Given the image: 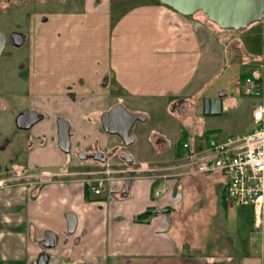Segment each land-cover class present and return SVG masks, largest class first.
Instances as JSON below:
<instances>
[{
    "label": "crops",
    "instance_id": "0c3cea01",
    "mask_svg": "<svg viewBox=\"0 0 264 264\" xmlns=\"http://www.w3.org/2000/svg\"><path fill=\"white\" fill-rule=\"evenodd\" d=\"M91 2L85 0L82 10H59L41 20L37 15L31 18L38 20L32 22L29 30L32 48L41 49L36 52L48 57L43 65L38 61L39 65L30 74V103L46 114L35 129L37 134L47 136V144L57 156L60 174L49 179L38 173V186L31 181L0 186V264H35L44 250L42 242L49 234L55 240L47 251L48 264L89 261L93 264H264V257L252 259L244 257L245 253L240 259L228 254L217 260L208 255L179 252L169 234L171 218L189 207L175 208L170 189L158 200H152L155 181L147 172L136 173L126 195L121 188L123 179L117 183L108 177L104 182L108 198L101 195L103 188L99 193H91L83 180L61 174L66 157L48 140L53 132L49 126L56 115L63 114L72 123L74 146L83 147L99 138L104 147L110 138L93 121L100 111L117 102L127 103L128 108L137 103L144 106L164 103L172 113L174 105L188 107L212 74L226 67L225 49H243L234 30L220 29L204 18L203 13L184 16L159 0H148L117 12L114 23L108 27L111 5L107 0H95L96 5L90 7ZM50 22L53 23L51 36L45 39L43 25ZM85 38L91 40L92 48L82 51L79 47ZM83 52L84 60H80L76 54ZM51 55H56V59ZM87 55L92 57L86 58ZM78 76L83 77L87 88H74L76 92L89 93L88 104L75 101L69 108L61 78L68 81ZM105 76L106 83L102 85ZM109 81L112 89L107 87ZM223 102L235 104L237 99L226 93ZM253 102L251 98L248 128L252 126ZM143 107L132 109L144 111ZM86 113L90 114L91 122L85 123ZM155 133L161 138L155 149H167V138ZM210 174L221 176L216 172ZM192 175L185 174L184 182L196 183L201 191L203 174ZM148 208L157 211L138 220V214ZM68 213L76 221L72 232L67 231ZM185 235L176 233L182 241L188 240ZM233 242L234 238L229 236L228 244Z\"/></svg>",
    "mask_w": 264,
    "mask_h": 264
},
{
    "label": "rangeland",
    "instance_id": "374dc122",
    "mask_svg": "<svg viewBox=\"0 0 264 264\" xmlns=\"http://www.w3.org/2000/svg\"><path fill=\"white\" fill-rule=\"evenodd\" d=\"M146 1L148 0H107L111 5L110 14L108 13V20L110 19L108 27L114 23L116 19L114 16L117 12H123ZM16 2L19 3L14 4ZM13 4H0V30L7 31L10 27H18L26 33V39L19 46L9 44L6 47L7 53L0 59V186L29 181L38 186L37 182L40 179L36 174L47 171L59 173L60 165H58L56 154L48 146L47 140L41 141L40 137L44 134H37L36 125L28 130L15 126L17 107L26 106L28 101L26 81L20 77L16 67L20 62H27L29 50L32 48L29 30L32 22L38 21L37 19L31 21L33 16L37 15L41 20L44 16L49 17L59 10H82L85 0H13ZM95 5V0H92L90 7ZM198 14L202 12L198 11ZM204 18L207 17L204 15ZM52 29L53 23L51 22L43 25L42 34L45 39L51 36ZM234 33L235 37L242 42L243 49H225L224 66L226 67L212 74L206 81L203 91L198 93L191 105L188 107L184 104L174 105L173 113L167 110L164 103L160 105L148 103L145 106L144 103H137L136 106H129L131 108L144 106L142 110L147 113L148 119L144 122L137 121L134 124L135 141L126 150L134 156L135 165L139 166L138 170L143 166L157 167L155 171L157 180L152 189V200L156 201L159 198L153 194L155 189L161 188L160 195L167 191L162 188L168 182L166 179L171 178V181H175L174 183L168 182L173 183L169 193L174 199L173 205L178 209L189 207V210H182L184 213L181 215L172 214L171 218L169 234L179 252L196 256L208 255L217 260L223 259L228 254L236 255L240 259V255L245 253L244 257L259 260L264 257V215L262 225L255 226L253 209L250 205L229 204L225 199L224 177L212 176L208 172H198L195 166L171 170L162 168L174 162L177 153L182 151L183 142L188 143L189 149L195 144L203 145L207 130L218 129V131H212L216 137L249 130L248 114L251 98L239 92L235 79L242 71L249 74L260 71L264 75V59H262L264 19L246 28L234 30ZM88 35L92 39V35ZM79 48H82V51L85 48H92L91 40L83 39ZM14 52L17 57H13L12 61L6 63L7 56L11 57ZM76 55H79L77 58L80 60H84L85 52ZM90 55L86 58L92 57ZM71 56L74 58L73 55ZM111 86L112 83L109 81L107 87L112 89ZM220 90L226 91L229 97H235L237 103L223 102L221 112L217 115L206 113L205 98L215 96ZM127 105L124 102V106L128 108ZM152 132H159L167 138V149H153L150 139ZM112 142L119 143V140L117 137H110V143ZM64 156L66 159L63 163L69 165L71 156L69 154H64ZM117 159L118 157L112 156L108 161ZM32 165L35 167L32 168ZM23 168L27 174L25 176L24 172L22 174L20 172ZM93 168L95 167L91 169ZM185 174H193L192 176L203 174L202 190L199 191L196 188L195 182L197 181L194 182L195 184L184 182ZM69 177L81 178L77 175ZM89 191L92 190L89 189ZM107 194L108 187L103 185L101 195L108 198ZM177 232L186 234L185 237H188V240L182 241L177 238ZM229 236L231 239L234 238L233 244H228Z\"/></svg>",
    "mask_w": 264,
    "mask_h": 264
},
{
    "label": "built area",
    "instance_id": "2783aa9c",
    "mask_svg": "<svg viewBox=\"0 0 264 264\" xmlns=\"http://www.w3.org/2000/svg\"><path fill=\"white\" fill-rule=\"evenodd\" d=\"M236 83L243 94L255 98L252 130L221 137L211 133L199 148L189 149L184 142L180 159L167 168L195 166L198 172L220 173L225 178L227 202L250 205L254 223L260 226L264 215V78L258 74L245 75ZM107 180L91 177L86 182L94 193H99Z\"/></svg>",
    "mask_w": 264,
    "mask_h": 264
},
{
    "label": "flooded vegetation",
    "instance_id": "af4514ba",
    "mask_svg": "<svg viewBox=\"0 0 264 264\" xmlns=\"http://www.w3.org/2000/svg\"><path fill=\"white\" fill-rule=\"evenodd\" d=\"M1 3H5V4H8V3H11L13 4V0H0ZM25 2V1H24ZM0 3V4H1ZM19 2H16L14 4H18ZM13 4V5H14ZM32 21V20H31ZM1 32H3L6 36V42H5V45L2 49H0V59L4 56L6 52V47L9 45V44H12V45H15V46H19V45H16L14 44L13 42V37L11 36V33L12 32H21V33H24L25 34V39H26V33L21 29H19L18 27H10L7 31H2L0 30ZM24 39V41H25ZM37 48H30L29 50V55L27 57V62H20L18 65H17V71H18V74L20 75L21 78H24L25 81H26V92H28V95L26 96L28 101L26 103V106L24 107H20L16 109L17 111V114H16V117L19 113L23 112V111H26V110H32V111H36V118L37 121L34 122L29 128H23V130H28L30 128H32L33 126L39 124L41 121L44 120L46 114L37 109L36 107H33L30 103L31 101V94L29 93V87H30V83H31V76L30 74L32 73V70H34L39 64H38V61L41 63V65H43V61L44 60H47V57L48 55L45 54V53H37L36 51L37 50H41V49H37ZM52 58L56 59V55L53 56L51 55ZM16 58L17 57V54L16 52H14L11 57H8L7 56V59L8 60H5L6 63H9V61H12V59ZM53 59V60H54ZM2 71V70H1ZM62 81H63V96L64 98H66L68 100V106L70 108V106H72L74 104L75 101H78V102H81L82 105L86 106L88 104V97L89 96L86 91H82V92H76L75 90V86H78L80 89L84 90L86 89V84H85V81L83 79L82 76H78L77 78L75 79H71V80H68V81H65L64 80V77L61 78ZM106 79H107V76H105L101 83L102 85H104L106 83ZM58 80H60V78H58ZM3 82V80H1ZM119 103V102H117ZM115 104V103H114ZM112 104V105H114ZM122 104V103H121ZM111 105V106H112ZM123 105V104H122ZM111 106H109L107 109H104L102 111L99 112L98 116L93 120L94 122L98 123L99 126H100V130L105 134V136H109L110 137H117V139L119 140V143H116V142H112V143H108L106 146L102 147L100 145V141H99V138H96L94 139L92 142L86 144L85 146L83 147H80V146H74L72 144V141H71V136H72V123L70 122V120L63 114H58L54 117L53 121L51 122L50 124V128L51 130L53 131L49 136H48V140L54 142V144L56 145V147L59 148V150L64 153V154H69L71 156V161L68 164H63V166H61V168L63 167V170H62V173L61 174H64L63 176H74V175H77V176H80L81 178L79 179H83L84 182H86V180L88 178H96V177H105V178H108V177H112L113 180H117V183H118V180H121V178L123 179V182H122V185L123 187V190L124 191V186H125V183H126V180L128 178H131L133 179L136 175V173L138 172H144V173H149L151 174L153 171H154V168H149V166H145L144 169L140 168V170H138V167L139 166H136L135 165V159H134V156L132 154H130L126 149L128 148V146H130V144H132L134 141H135V135L133 133V127H134V124L137 122V121H146L147 119L145 120H139V119H136L134 121V123L132 124L130 130H129V134L133 135L134 136V141L129 143V144H126L125 141L118 135H113V134H108L106 132H104V130L102 129L101 127V121H100V116L103 112L107 111ZM124 106V105H123ZM125 107V106H124ZM127 111H129L130 113H141V114H145L146 116L147 113L144 112V111H140V110H135V109H132V108H127L125 107ZM16 117H15V126L17 127V124H16ZM33 118V117H32ZM61 118H64L67 122H68V126H69V141H70V144L68 146V149L66 152H64L58 145V131L62 130L64 128V126L66 124H63V121ZM31 119V117H29V120ZM83 119L86 122H91V118H90V114L89 113H86L83 115ZM124 124V122H123ZM19 128V127H17ZM19 129H22V128H19ZM45 135V133H44ZM46 135L45 136H42L40 137L41 141L43 142L44 140H46ZM85 137V136H84ZM150 139H151V143L153 145V149H155V146L157 144L158 141L161 140L160 137H156V133L155 132H152L150 134ZM103 153L106 154V156L104 157L105 159L103 160ZM121 153H126V154H129L131 155L132 157V161L130 162H126L125 159H123L121 156ZM112 156H116L118 157V159L116 161H108V159H110V157ZM32 168L35 167L34 165L31 166ZM92 167H95L93 168V170L91 169ZM30 168V169H32ZM20 172L21 174L24 172V176L27 175L25 174V169H20ZM42 173L43 177H47L49 179H56V177L59 176L60 173H53V172H40ZM39 173V174H40ZM37 175V174H36ZM95 175V176H94ZM61 176V175H60ZM119 185V184H118ZM52 237H54L53 235L49 234L44 240H43V249L39 254H38V257H37V260L35 262V264H39L44 258H43V253H47V251L49 250L50 247L48 248H45V243L48 242L49 239H51ZM48 254V253H47ZM49 259V258H48ZM45 264H48V260L46 261Z\"/></svg>",
    "mask_w": 264,
    "mask_h": 264
},
{
    "label": "water",
    "instance_id": "95a60500",
    "mask_svg": "<svg viewBox=\"0 0 264 264\" xmlns=\"http://www.w3.org/2000/svg\"><path fill=\"white\" fill-rule=\"evenodd\" d=\"M165 6L175 10L184 16H192L201 11L211 22L215 23L220 29L240 30L250 24L264 19V0H159ZM13 42L21 45L24 42L25 34L21 32H12ZM6 42V36L0 31V49ZM226 95L224 90L217 92L215 96L207 97L204 100L205 112L212 115L220 114L222 109V99ZM36 111L26 110L19 113L16 117V124L19 128H29L37 121ZM29 117L31 119L29 120ZM33 117V118H32ZM147 116L141 113H130L121 103H115L100 116L101 127L108 134L120 136L126 144L134 141V136L129 134V130L136 119L145 120ZM64 128L58 131V145L66 152L70 144L68 122L61 118ZM124 122V124H123ZM106 156L103 153V160ZM126 162L132 161L129 154L121 153ZM131 178L126 180L123 195L128 193L131 185ZM75 218L71 213L67 215V231H74ZM55 237H52L45 243V248L54 245ZM43 260L39 264H45L48 260V254L43 253ZM85 264H93L91 261Z\"/></svg>",
    "mask_w": 264,
    "mask_h": 264
},
{
    "label": "trees",
    "instance_id": "16d2710c",
    "mask_svg": "<svg viewBox=\"0 0 264 264\" xmlns=\"http://www.w3.org/2000/svg\"><path fill=\"white\" fill-rule=\"evenodd\" d=\"M244 74H246V73H243V72H242V73L239 75L240 78L243 77ZM212 131H218V129H215V130H207V134H206V136H207L209 133H211ZM181 147H183L182 144H181ZM199 147H200V145L195 144L193 148H199ZM180 154H181V152H178L177 155H176V157L179 156ZM153 185H154V183H153ZM171 187H172V185H171ZM149 211H151L149 208L146 209V210L143 211L142 213L138 214V216H137L136 218H137L138 220H140V219L142 220V219L148 218V214L150 215V212H149Z\"/></svg>",
    "mask_w": 264,
    "mask_h": 264
}]
</instances>
